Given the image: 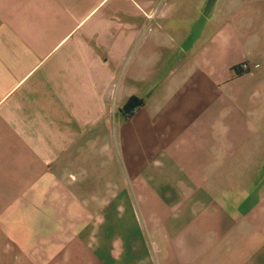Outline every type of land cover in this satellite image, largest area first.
Wrapping results in <instances>:
<instances>
[{"label":"crops","instance_id":"obj_1","mask_svg":"<svg viewBox=\"0 0 264 264\" xmlns=\"http://www.w3.org/2000/svg\"><path fill=\"white\" fill-rule=\"evenodd\" d=\"M0 264H264V0H0Z\"/></svg>","mask_w":264,"mask_h":264},{"label":"rangeland","instance_id":"obj_2","mask_svg":"<svg viewBox=\"0 0 264 264\" xmlns=\"http://www.w3.org/2000/svg\"><path fill=\"white\" fill-rule=\"evenodd\" d=\"M92 159H93V155H92ZM76 178H78V180L80 179V176L76 175ZM99 186L97 185V182H96V185L94 184V181L92 180L91 184L88 185V184H85L81 187L82 190H84V192L86 191L87 193H90L92 196L93 195H96L97 193H99ZM64 206L61 207V209L63 208ZM103 213V212H102ZM44 216H37V217H28V219L25 220V225L27 227L28 230L32 231V229H35L37 228L38 230L41 229L42 227V224H43V218ZM111 226V224L109 225ZM113 234L116 232V229L114 228L113 226ZM112 232H110L109 234H107L106 236L109 237V235L112 236L111 234Z\"/></svg>","mask_w":264,"mask_h":264},{"label":"trees","instance_id":"obj_3","mask_svg":"<svg viewBox=\"0 0 264 264\" xmlns=\"http://www.w3.org/2000/svg\"><path fill=\"white\" fill-rule=\"evenodd\" d=\"M236 71L240 74L242 72H244V70L241 69V67H237ZM139 99L137 98H132L130 99V101L128 102V104L125 106V110L126 111H130L131 109H133L136 106V103H139Z\"/></svg>","mask_w":264,"mask_h":264},{"label":"built area","instance_id":"obj_4","mask_svg":"<svg viewBox=\"0 0 264 264\" xmlns=\"http://www.w3.org/2000/svg\"><path fill=\"white\" fill-rule=\"evenodd\" d=\"M240 67H241V69L244 70V71H246V70H248V69L250 68V66H249L248 63H244V64H242Z\"/></svg>","mask_w":264,"mask_h":264}]
</instances>
